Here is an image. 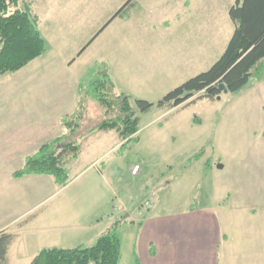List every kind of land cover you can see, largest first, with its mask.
<instances>
[{
	"label": "rangeland",
	"instance_id": "rangeland-1",
	"mask_svg": "<svg viewBox=\"0 0 264 264\" xmlns=\"http://www.w3.org/2000/svg\"><path fill=\"white\" fill-rule=\"evenodd\" d=\"M57 1L44 3L34 0L35 9H39L42 15L43 25L55 22L51 8L49 11L46 6L49 2L52 7ZM76 1H90V7H86V17L70 24L67 20H57L61 33L58 40L60 44L68 43L70 49L80 52L129 0ZM178 6L179 2L173 0H133L123 12L124 15L116 17L96 36L77 64V67L81 63L94 68L95 59L106 56L111 57L115 69H131L121 74L124 76L122 79L127 80L120 90L133 95L132 104L139 116L137 140L120 144L111 151L112 144L119 142V135L115 131L101 132L83 141L84 153L74 161L73 172H81L93 157L104 156L68 189L77 193L87 189L85 197L70 204L71 209L84 210V214L103 211L102 205L96 209L92 207L94 197L89 190L92 185L99 187L102 204L109 201L111 209L116 205L126 209L122 216L121 213L117 215L122 222L119 235L126 252L121 264H130L128 255L131 245L138 238L139 228L145 225V217L151 214L159 218L188 207L210 205L216 199L228 196L229 203L233 200L234 206L260 207L264 202L263 89L257 92L249 86L237 93L223 92L220 99L215 101L195 96L171 109L157 106L168 92L208 70L224 52L235 29L229 16L224 18L221 15L219 24H204L202 64L194 70H187L177 57L172 58V67H168L170 64L164 62L156 50L170 46L175 52L180 47V23L174 17L180 13ZM165 19L170 21L169 25L173 28L163 29ZM213 26L215 38L211 40L206 36ZM48 40L47 50H52ZM118 52L120 56L130 55L125 61L132 63L131 68L116 58ZM89 75L86 80L92 79ZM95 79L96 75L90 84ZM253 83L251 78L249 85ZM137 98L155 105L150 111L141 112L135 102ZM98 109L101 113V109ZM98 109L86 110L87 116L80 119L85 126L81 131H87L99 122ZM79 136L68 137L67 140L80 141L83 138ZM115 164L118 168L117 178H112L108 173L107 178L97 176L98 169L107 167L106 171L111 172ZM135 166L140 167L138 173H133ZM115 179L118 182H114L113 188H110L111 180ZM61 231L59 239L48 243L70 248L72 241L68 242L67 233L63 229Z\"/></svg>",
	"mask_w": 264,
	"mask_h": 264
},
{
	"label": "crops",
	"instance_id": "crops-1",
	"mask_svg": "<svg viewBox=\"0 0 264 264\" xmlns=\"http://www.w3.org/2000/svg\"><path fill=\"white\" fill-rule=\"evenodd\" d=\"M173 1H178L180 7V13L174 16L180 23V47L175 52L169 46L156 50V53L170 64L168 67L172 65V58L179 57L185 69L194 70L203 62L204 24H219V17L229 16V8L236 0ZM47 3L46 7L49 11L51 8L55 20L51 25H43L39 6L36 10L34 0L33 9L39 16V28L44 38L50 39L52 50H47L17 72L0 75V264H30L43 248L60 247L48 242L59 239L61 229L67 233V241H72L70 248L92 245L119 220L118 213L122 216L126 210L117 205L111 209L109 201L106 204L103 202V205L99 187L94 185L89 188L94 197L92 207L96 209L102 205L103 211L84 214V210L70 208L76 199L87 195V189L78 193L68 189L104 155L90 159V164L79 173L73 172V163L84 153L83 141L103 131L90 133L82 137L84 140L78 141L81 152L69 163L72 180L66 187H60L49 174L15 175L24 167L29 154L37 152L66 132L62 120L77 111L79 89L90 84L100 62L109 64L117 90L128 93L120 90L127 80L122 79L124 76L121 74L131 69H115L111 57L106 56L95 59L94 68L81 63L77 67L85 50L80 53L70 49L68 43H59L61 33L57 20H67L68 24L83 20L90 1L58 0L52 7V4ZM169 23L168 19L162 22L164 30L173 28ZM216 27L218 29V25ZM206 37L211 40L215 38L214 26ZM120 55L118 52L116 58L131 68L132 63L125 61L130 55ZM88 75L92 79L86 80ZM252 79L254 83L249 85L250 80L243 91L249 86L257 92L264 90V60ZM93 108L98 109L90 101L89 109ZM115 142L110 151L123 144L120 137L119 142ZM106 170L107 167L98 169L97 176L107 178V173L112 178L119 176L116 164L111 172ZM111 181L109 186L113 188L112 184L118 181ZM229 200L228 196L216 199L210 205L188 207L163 217L152 214L145 217V225L139 228L138 238L131 245L129 263L136 264L139 259L141 264H264V202L260 207H251L241 204L234 206L233 200L231 204ZM124 251L122 241L119 264L124 261Z\"/></svg>",
	"mask_w": 264,
	"mask_h": 264
},
{
	"label": "trees",
	"instance_id": "trees-1",
	"mask_svg": "<svg viewBox=\"0 0 264 264\" xmlns=\"http://www.w3.org/2000/svg\"><path fill=\"white\" fill-rule=\"evenodd\" d=\"M132 1L118 10L99 33L116 17L124 15ZM229 16L235 29L221 56L208 70L168 92L157 103L158 107L171 109L195 96L215 101L223 93L220 89L222 83L228 92L237 93L257 74L264 60V0H236L229 8ZM46 51L47 42L39 28V16L33 9V0H0V75L21 70ZM132 98V95L117 90L109 64L100 62L96 79L79 89L77 111L62 120L66 132L29 154L24 167L15 175L49 174L60 187H66L72 180L69 163L81 152V144L72 138L67 140L68 137L80 135L82 138L90 133L114 130L123 144L137 140L139 116ZM90 101L101 109V119L93 128L81 131L85 126L80 119L87 116ZM135 102L141 112H148L155 105L140 98ZM120 223V220L114 222L92 245L43 248L30 264H119L122 257ZM136 264H141L139 259Z\"/></svg>",
	"mask_w": 264,
	"mask_h": 264
},
{
	"label": "water",
	"instance_id": "water-1",
	"mask_svg": "<svg viewBox=\"0 0 264 264\" xmlns=\"http://www.w3.org/2000/svg\"><path fill=\"white\" fill-rule=\"evenodd\" d=\"M220 89L223 90V92L227 93L229 90L228 88L226 87V85L224 83H222L220 85ZM221 96H218V98L220 99Z\"/></svg>",
	"mask_w": 264,
	"mask_h": 264
},
{
	"label": "built area",
	"instance_id": "built-area-1",
	"mask_svg": "<svg viewBox=\"0 0 264 264\" xmlns=\"http://www.w3.org/2000/svg\"><path fill=\"white\" fill-rule=\"evenodd\" d=\"M140 170V167L139 166H135L134 169H133V173H138Z\"/></svg>",
	"mask_w": 264,
	"mask_h": 264
}]
</instances>
